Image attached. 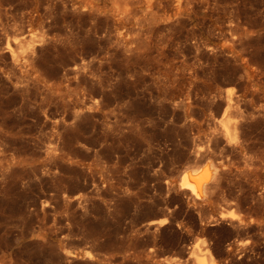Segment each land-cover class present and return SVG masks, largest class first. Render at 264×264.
Instances as JSON below:
<instances>
[{"label": "rangeland", "instance_id": "rangeland-1", "mask_svg": "<svg viewBox=\"0 0 264 264\" xmlns=\"http://www.w3.org/2000/svg\"><path fill=\"white\" fill-rule=\"evenodd\" d=\"M152 2L121 25L0 0V64L7 40L35 44L40 75L21 90L0 71V264H264V115L245 106V154L219 123L227 90H264V0ZM204 158L219 174L201 200L178 181Z\"/></svg>", "mask_w": 264, "mask_h": 264}, {"label": "bare ground", "instance_id": "bare-ground-1", "mask_svg": "<svg viewBox=\"0 0 264 264\" xmlns=\"http://www.w3.org/2000/svg\"><path fill=\"white\" fill-rule=\"evenodd\" d=\"M74 11L80 12L87 10L91 15L104 14L105 16L111 15L115 21L121 25H125L127 22L137 24L142 20L147 19L149 13L153 11L154 2L152 0H118L116 1V8L109 12L106 11L99 2V0H69ZM177 5H181V0H177ZM122 28V26H121ZM119 28V29H121ZM120 34L125 38L126 44H130L132 41L129 38L128 32L121 30ZM127 34V35H126ZM40 43V42H39ZM21 47V42L14 40H7L5 49L11 55L12 62L15 66L6 68L0 64V71L6 76V78L14 84L17 89H24L34 80H39L40 75L37 73L36 63H39L35 56L37 50L36 45L29 47V50L19 51L18 47ZM19 47V48H20ZM233 50V48H231ZM246 67V63H242ZM255 89L258 87L261 92L257 95H253L250 99H246L248 93L242 95L236 94L234 91L227 90L224 96L223 102H221L219 108L221 109V117L219 123L223 127V137L226 143L233 150L239 153L245 154L247 150V138L244 131V124L249 119L248 113L251 115H264V90L259 86V83L254 82ZM258 102H261L259 105ZM250 105L255 111H247L245 106ZM254 113V114H253ZM251 117V116H250ZM249 121V120H248ZM7 145L0 144V164H10L11 156H7ZM264 170V165H262ZM218 168L204 158L196 163L194 166H188L183 170L182 175L178 181V187L180 189H187L191 195L197 199H207L208 190L212 183L218 179ZM256 176L255 184L257 186L262 185L263 181L259 180L257 170L254 171ZM259 180V181H258ZM226 216L221 213L217 217V221L225 218ZM167 218L158 221V226H162L167 222ZM197 264H215L211 261L206 262L203 254L198 251H194Z\"/></svg>", "mask_w": 264, "mask_h": 264}]
</instances>
